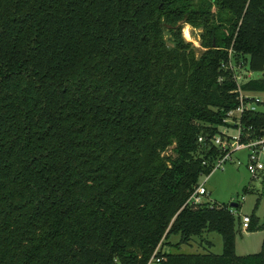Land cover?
<instances>
[{
    "label": "trees",
    "instance_id": "1",
    "mask_svg": "<svg viewBox=\"0 0 264 264\" xmlns=\"http://www.w3.org/2000/svg\"><path fill=\"white\" fill-rule=\"evenodd\" d=\"M231 59L264 94V0H0V264H264L230 205L189 202L239 106ZM211 233L222 255L163 252Z\"/></svg>",
    "mask_w": 264,
    "mask_h": 264
},
{
    "label": "rangeland",
    "instance_id": "2",
    "mask_svg": "<svg viewBox=\"0 0 264 264\" xmlns=\"http://www.w3.org/2000/svg\"><path fill=\"white\" fill-rule=\"evenodd\" d=\"M184 39L192 44L197 54L203 52L201 47V30L194 29L190 25H185L182 29ZM169 39V36H167ZM244 74L247 75L244 82L256 81L262 77L261 73H251L248 66L243 67ZM256 97L264 101L263 94H254ZM264 112V106L259 108ZM223 130V129H222ZM231 135H236V131L231 129ZM171 154V152H169ZM236 163L229 164L224 172L218 171L212 174L205 187L208 195L205 201L211 204L232 205L238 204L239 208H234L237 216L241 219L244 216L252 217L255 215L260 219V225L264 221V173L257 179H254L248 172L247 153L243 152L234 156ZM238 161L242 165H238ZM206 177H202L200 185L204 184ZM248 189V191H246ZM205 243L201 239H196L190 246H182L176 249L174 246L179 243L180 238L172 236L165 246L163 252L175 254H214L222 255L224 252V244L221 235L211 233L205 236ZM209 243V245H208ZM213 245V246H210ZM264 250V231L248 232L243 229L237 231L236 238V254L244 257L249 255H257Z\"/></svg>",
    "mask_w": 264,
    "mask_h": 264
},
{
    "label": "built area",
    "instance_id": "3",
    "mask_svg": "<svg viewBox=\"0 0 264 264\" xmlns=\"http://www.w3.org/2000/svg\"><path fill=\"white\" fill-rule=\"evenodd\" d=\"M222 68L233 75V79L237 84L236 93L238 94L239 106L235 110L230 111L224 121L225 125L228 124L232 127L228 128L224 126L223 130H221V135L216 136L212 140L214 145L218 147L220 155L215 159L211 175L218 171L224 172L229 164L237 162L234 159L235 155L246 152L247 170L254 179H257L264 173V135L255 137L252 133L253 128L247 130L244 127V117L250 113L261 112L259 108L264 106V101L254 95L257 93H247L242 89V86L245 84L244 80L247 77L243 72L244 68L242 64H238L231 59L228 63H224ZM231 129L236 131V135L229 133ZM199 141L204 142V139L200 138ZM237 164L239 166L242 165L240 161ZM211 175L204 176L206 177L204 184H199L195 189L189 200L191 204L198 206L205 203V197L208 195L205 185ZM231 214L238 217L234 208H231ZM241 223L243 229L247 231L251 224V217L244 216L241 218ZM159 251L160 246L149 264L161 263L162 258H158L157 256Z\"/></svg>",
    "mask_w": 264,
    "mask_h": 264
},
{
    "label": "water",
    "instance_id": "4",
    "mask_svg": "<svg viewBox=\"0 0 264 264\" xmlns=\"http://www.w3.org/2000/svg\"><path fill=\"white\" fill-rule=\"evenodd\" d=\"M215 45V44H214ZM239 207V205L238 204H232L231 205V208H238Z\"/></svg>",
    "mask_w": 264,
    "mask_h": 264
},
{
    "label": "crops",
    "instance_id": "5",
    "mask_svg": "<svg viewBox=\"0 0 264 264\" xmlns=\"http://www.w3.org/2000/svg\"><path fill=\"white\" fill-rule=\"evenodd\" d=\"M225 205V204H224ZM206 238V237H205ZM203 243H205V242H203ZM213 246V245H212Z\"/></svg>",
    "mask_w": 264,
    "mask_h": 264
}]
</instances>
